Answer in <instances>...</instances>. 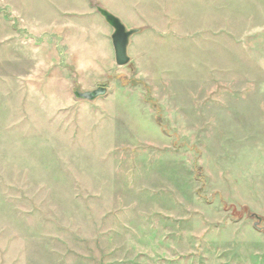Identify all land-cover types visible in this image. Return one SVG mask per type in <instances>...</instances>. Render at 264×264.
I'll return each mask as SVG.
<instances>
[{"label": "rangeland", "instance_id": "1", "mask_svg": "<svg viewBox=\"0 0 264 264\" xmlns=\"http://www.w3.org/2000/svg\"><path fill=\"white\" fill-rule=\"evenodd\" d=\"M254 214L264 0H0V264H264Z\"/></svg>", "mask_w": 264, "mask_h": 264}, {"label": "water", "instance_id": "2", "mask_svg": "<svg viewBox=\"0 0 264 264\" xmlns=\"http://www.w3.org/2000/svg\"><path fill=\"white\" fill-rule=\"evenodd\" d=\"M96 9L99 14L105 19L106 23L113 28V34L111 36L112 45L115 53V62L118 67H124L131 62L129 55V48L132 43L133 37L140 32L139 29H129L121 18L114 15L107 9L103 8L99 3L96 4ZM107 89L99 88L94 91L82 92L79 90L74 91V95L77 100L94 101L99 97L105 96ZM257 222L255 227L264 232V227H261L262 218L257 215H251Z\"/></svg>", "mask_w": 264, "mask_h": 264}]
</instances>
